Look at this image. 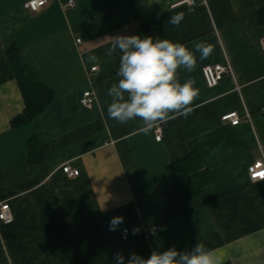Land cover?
Here are the masks:
<instances>
[{"label":"crops","instance_id":"1","mask_svg":"<svg viewBox=\"0 0 264 264\" xmlns=\"http://www.w3.org/2000/svg\"><path fill=\"white\" fill-rule=\"evenodd\" d=\"M29 1L0 0V203L13 216L10 225L0 222V264H70L75 255L115 264L117 252L126 262L132 252L147 258L198 241L218 250L224 264H264V181L248 176L264 154V0H74L67 11L70 0H50L38 12ZM177 13L183 20L174 27L168 20ZM144 32L192 51L199 43L213 48L202 61L195 53L194 72L178 70L181 83L195 79L199 94L186 118L161 123L160 142L154 129L140 130L139 119L120 124L107 113V91L119 80V57L106 56L110 37ZM11 45L54 93L43 113L16 127L25 102ZM226 59L233 75L207 87L203 68ZM88 89L97 97L92 109L80 103ZM231 112L240 125L222 122ZM31 141L40 162L32 161ZM193 152L210 180L202 194L179 201L171 165ZM66 163L80 171L77 178L61 171ZM115 216L123 223L109 231Z\"/></svg>","mask_w":264,"mask_h":264},{"label":"clouds","instance_id":"2","mask_svg":"<svg viewBox=\"0 0 264 264\" xmlns=\"http://www.w3.org/2000/svg\"><path fill=\"white\" fill-rule=\"evenodd\" d=\"M182 20L183 13H177L171 15L168 23L178 27ZM110 38L106 56L110 59L119 57L116 73L119 80L107 91L109 118L120 124L139 119L142 123L140 130L148 134L161 123L178 116L186 118L191 113L190 105L199 89L194 87L195 79L189 78L181 83L178 70L194 72L197 67L195 53H199V60L207 59L213 52L210 44H196L192 51L179 42L159 36L117 34ZM89 60L95 63L99 58L89 56ZM123 220L122 216L112 217L109 231H116ZM138 231L133 228L132 234ZM113 259L115 264H224V257L218 250L209 249L200 241L191 249L182 251L173 245L164 251L153 250L147 258L132 252L125 262L123 253L117 252Z\"/></svg>","mask_w":264,"mask_h":264},{"label":"trees","instance_id":"3","mask_svg":"<svg viewBox=\"0 0 264 264\" xmlns=\"http://www.w3.org/2000/svg\"><path fill=\"white\" fill-rule=\"evenodd\" d=\"M260 19L264 21L263 13H260ZM136 34L142 37H157L152 32ZM159 37L164 39L163 36ZM7 56L25 102L24 113L12 122V126L16 127L20 124L32 121L33 118L43 113L46 107L54 101V93L48 87L38 82L16 45H11L8 48ZM32 142L33 141L29 144L31 150L30 155L33 156L32 161L40 162L43 160V153L36 147V144ZM171 172L174 177L172 189L176 199L179 201L188 200L202 194L205 186L210 180L209 171L204 168L201 157L195 152L173 163L171 165ZM70 264L92 263L84 260L79 255H75L71 257Z\"/></svg>","mask_w":264,"mask_h":264},{"label":"built area","instance_id":"4","mask_svg":"<svg viewBox=\"0 0 264 264\" xmlns=\"http://www.w3.org/2000/svg\"><path fill=\"white\" fill-rule=\"evenodd\" d=\"M50 0H30L27 3V8L32 12H38L41 8L45 7ZM187 4L193 5V0H187ZM76 5L74 0H70L67 4L63 6L64 11L70 10L74 8ZM77 44L81 43L80 39L76 40ZM264 45V41H263ZM97 67H93L91 71H96ZM205 83L207 87L213 88L216 87L220 81L224 78L226 75H233V69L229 61L226 59V62L224 64H217L213 66H205L202 70ZM239 89V88H238ZM97 102L96 94L93 90L88 89L84 91L80 103L81 105L86 109H92ZM248 120L250 119L249 113H247ZM222 122L228 123L232 126H238L241 124L242 119L238 116L237 112H231L228 114H225L221 117ZM163 131L164 126L162 124L157 125L154 128V134L156 141H161L163 137ZM61 171L69 178L74 179L77 178L80 175V171L76 168H73L69 163H66L60 167ZM264 172V154L256 160L251 166L248 168V176L249 180L252 183H257L264 181V179H261L257 173ZM0 222H2L5 225H10L13 222V216L11 213V207L10 204L0 203ZM155 232V229H151L148 231L147 234L153 235ZM130 231L127 230V232H122V238L127 239L130 236Z\"/></svg>","mask_w":264,"mask_h":264},{"label":"snow or ice","instance_id":"5","mask_svg":"<svg viewBox=\"0 0 264 264\" xmlns=\"http://www.w3.org/2000/svg\"><path fill=\"white\" fill-rule=\"evenodd\" d=\"M257 175H258L259 177H264V172H259V173H257Z\"/></svg>","mask_w":264,"mask_h":264}]
</instances>
